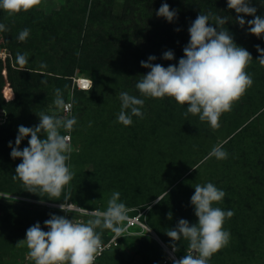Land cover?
Masks as SVG:
<instances>
[{
    "label": "trees",
    "instance_id": "trees-1",
    "mask_svg": "<svg viewBox=\"0 0 264 264\" xmlns=\"http://www.w3.org/2000/svg\"><path fill=\"white\" fill-rule=\"evenodd\" d=\"M116 1L117 0H66L62 8L54 11L51 15L45 14L44 11L36 8L28 12H21L11 16L3 10H0V23H4L9 29V31L3 32L4 42L0 44V49L5 47V49L11 53V56L7 55L5 57H0V107H4L8 111L7 121L4 125L0 126V155L5 152L7 153L9 142L12 143V147L16 146L15 139L18 135L19 126L33 127L39 124V114L45 111L46 96L52 89V86L60 82V84H62L60 85L62 87V92L66 91L65 86L70 87L69 89L73 91L72 98L75 104L73 107V114L75 111L74 116L77 119V123L73 127V132L75 137L79 138V145L82 150L73 151L70 160L67 162L73 165V168L70 167V170L73 171L75 175L69 185L65 186L64 192L59 198L60 200L49 199L48 201L63 202L64 196L70 195L71 198L69 201H73L82 207L104 210L107 207L105 206L107 201L106 193L112 191L111 188L113 186H118L124 198L122 202L125 203V205L128 203L148 204L153 199L157 198V196L161 195L159 197L160 201L156 202L157 200H155L151 208L162 210L165 205L176 198L177 192L184 187V184L190 179V176L186 177L185 180L182 179L174 186H172V182H169L170 180L164 182L162 177L158 179H149L144 183L147 187H145L143 194H141L140 190L137 188L132 187V190L137 194L134 197H130L129 184L126 181L127 177L122 173L120 162L123 156L121 151L123 144L121 142H123L122 138L124 137L127 126L119 123L117 117L121 110V101L119 99V94L121 92L126 91L131 95L144 99L145 103L141 109L143 112L141 129L138 130L137 133L142 132L143 134L148 128H151L154 134H156L154 143L156 144L157 151L160 147L164 146V138L168 139L166 136L169 135L170 130L168 128L167 131H164L167 126H159L154 120H157L158 117L162 116L163 112L168 109H173L172 113L177 109L178 116L182 115H179V110H181V113L186 112L187 106L179 105L173 98L164 97L163 99H157L144 97L135 87L137 82L141 80V75H146L150 71V69L146 71L140 69L142 68L141 61H147L150 55H154V52L151 51L148 53V45L134 43V40L137 38L140 40L145 38L144 32H147L146 28H148V23L152 25L148 28V32L153 34L152 37L157 39L164 38L160 36L161 34L165 35L164 32H157V30H165V26H167V29H170V26L167 22H163L162 25L158 27L157 22H154L156 17L149 11L152 6L158 4L159 7L162 5L158 2L160 0H125L127 2L125 10L126 16L121 11L118 12L117 9L115 10L113 4L116 3ZM118 2H121V0H118ZM179 2L183 3L182 9L190 8L194 12L191 13V11L184 9L185 13L179 16L180 21L175 25V28L179 29L178 32L183 34L189 33L188 28L199 14H208L212 12L222 18H227V23L222 27L229 31L234 42L238 46L245 49L247 48L246 39H248L249 36L243 34H246L248 31V25L246 23L242 28L236 23L238 14L234 10L228 9L227 0H179ZM251 4L253 5V3ZM69 6L72 8H68ZM243 18L245 21H248L254 17L245 15ZM210 22L214 23V21ZM85 23L89 32L95 29L93 30L94 33L99 34L100 32H104L108 34V37L111 36L115 38L114 45L120 44L119 48L115 50L117 54L122 51V47L127 46L125 42L128 41L130 43L126 49L127 54L121 57V62L115 69L114 67L113 69L106 67L107 65L102 52L96 56L95 61L90 63L85 61L78 62V64L81 65L80 73L86 76L88 75L93 80V87L89 90L78 89L73 85L74 74L68 73L66 70L64 72H56L54 68L42 69L37 66L36 60L39 54L40 56H45L41 48L48 42L53 43L70 39L73 43H80L81 37L79 35L81 32L83 33L82 27ZM97 26L99 27L97 28ZM24 28L30 29V32H33V37H28L26 41L20 42L17 37L19 32ZM41 30L42 35L40 36L39 33H41ZM152 37H146L149 44H151ZM84 39L85 36H83V40ZM164 40L165 38L161 41ZM157 43L158 42H155L154 44L153 40L150 48L157 50V47H159L162 42H159L158 44L160 45L158 46ZM178 44L179 49L183 50L188 44V41H183ZM28 45L35 46V50L38 51V54L35 53L33 49L29 48ZM131 47H133V50H131ZM76 48H79V46ZM105 48L106 46L104 45L102 50H105ZM18 52L21 54H28V63L23 71L20 70L19 65L15 61V56ZM249 53L254 57L253 52ZM161 64L164 67L174 65L171 61H165ZM258 64L256 60L251 61L249 64L250 69L247 67L245 71L251 73L253 71L252 69ZM175 65H178V63ZM91 68L96 72L95 75L93 73L90 76L87 73L88 71L86 70ZM113 70L115 75H113ZM116 89L119 93L115 96L113 92H115ZM67 98L69 99V97H66L64 100ZM243 98L254 102L252 112L264 107V81L260 82L258 86H252L250 92H246ZM49 99H51V97ZM263 114L264 111L259 117L263 118L261 121L259 118H255L253 122L245 127L244 131L238 133L237 136L234 135L222 144L223 149L228 153V157H231V159L233 158L232 160H225L230 165L229 167H232V174L230 173V169L222 171L226 174L219 173V168H214L218 166L216 162L218 159L215 157L209 158L205 163L204 169L208 168L211 179L214 181L213 184L226 193L221 202L214 203V207H220L224 211L228 210V208H235V210H240L242 208L245 212L246 207H248L247 205H259L258 203L260 201H264V196L262 197L261 195V186L264 184ZM135 118L140 119L139 117ZM108 119L111 120V125L108 124ZM137 124L138 122H136V125ZM198 127L199 122L189 119L188 115L184 117L181 124L182 138L180 141L184 145L189 144L192 147L191 137L194 134L193 132L197 131ZM62 131L64 130L62 129ZM221 132L222 131H219L218 134ZM217 137L218 135H213V142L208 144V149L214 147V142ZM40 138L43 139L44 137L41 135ZM29 139L30 137H26L21 141L19 146L20 150L29 146ZM120 139L122 141H120ZM241 142H244L246 147L240 149V151L243 152L242 155L236 156L239 150L237 149V144ZM143 145L145 146V144ZM234 146H236L235 150ZM152 147H154V144ZM201 148L205 151L203 146H201ZM141 149L144 150L145 147ZM11 150L12 149L9 148V153H7L8 162H4L2 165L0 164V169L7 167L8 179L6 181L9 183L7 185L5 182L0 181V189L6 191H20L17 190L15 186L18 184L22 190H24L25 186L21 181H14L12 179V176L15 175L16 166L20 164L22 160L20 158L13 159L10 155ZM234 151L235 159L233 157ZM145 158L146 155H142L141 152L140 161L144 162ZM192 158L184 161L181 160V166L185 168L197 161V159ZM90 162H92L91 169L87 167V164ZM12 168L14 169L12 170ZM197 172H199V170ZM4 173V171L0 170V177H2ZM215 175H220V178H224L225 181L228 179L230 180L223 183L224 186H222L221 183L214 178ZM240 186L241 188H246L250 193L246 196L238 197L240 192H236L239 191ZM87 188H91L92 198L90 194L84 197ZM186 191L191 192L190 197L194 194V192L189 191V189ZM22 194L48 198L47 194L39 192L35 194L27 191V189H25ZM238 198H244L245 200L242 202ZM44 207L46 209L48 208V210L42 209L39 211L32 205L15 204L10 200H3L0 203V209L3 210L4 213L0 215L1 263H3L6 255L14 254V252L20 248L17 247L16 244L18 241L26 238V230L29 227L39 222L43 230L48 231V229L44 227V221L50 219L51 214L64 216V212L59 208H52L47 205ZM259 211L260 209L252 206V209L245 212L247 215L235 214L233 219L236 223L233 227H235V233H237V235L235 243L232 246L233 250L231 251L232 264H245V262L247 264H264V262H262V260H264V211H262L261 214L258 213ZM29 214H31L30 217ZM45 216L48 217L44 219L43 217ZM247 216L250 218L254 217V220L252 222L245 221L244 218ZM150 222L154 230L166 243H173L166 235V230L170 229L166 218H160L158 223L157 221ZM97 231H100V229H97ZM111 234L112 233L108 234V230H103L102 240H108ZM131 238L138 239L140 242L134 255L131 257L125 256V252L121 247L126 238H121L116 246L105 251L99 260V264H137L135 263L137 259L136 255H140L141 260H138L143 261L138 264H160L159 255H161V247L153 238L144 236H131ZM184 240L185 239L181 238L180 241L175 242L178 250L183 249V245L185 244ZM187 243L189 244L188 241L186 244ZM4 264L10 263L5 261Z\"/></svg>",
    "mask_w": 264,
    "mask_h": 264
},
{
    "label": "clouds",
    "instance_id": "clouds-1",
    "mask_svg": "<svg viewBox=\"0 0 264 264\" xmlns=\"http://www.w3.org/2000/svg\"><path fill=\"white\" fill-rule=\"evenodd\" d=\"M40 3L41 0H0V10L11 16L28 12ZM227 7L238 14L236 23L242 28L247 23L250 34L258 38L264 35V16L257 15V8L252 6L250 0H227ZM156 15L172 22L177 13L170 10L167 3H163ZM245 15L254 18L245 21ZM226 23V17L222 18L212 12L199 14L188 28L190 40L183 49L184 55L179 59L178 65L164 67L153 64L152 61L156 60L154 55H150L147 61H141V66L150 71L141 75V80L135 85L139 93L150 98H173L179 105L187 106L185 116L189 113L198 115L201 121H207L211 128L218 129L221 114L231 111L234 102L253 84L252 77L245 71L253 58L222 27ZM6 31H9L7 26L0 23V32ZM29 35L30 29L24 28L17 39L24 42ZM256 47L260 53L258 61L264 66V49L259 45ZM174 58L172 51L163 54L165 60ZM15 61L23 71L28 63V54L18 52ZM80 85L83 90H89L93 87V80H81ZM119 99V123L130 126L134 116L143 118L141 109L144 99L126 91L119 94ZM54 103L57 109L63 111H69L72 106L71 103L66 104L59 88L56 89ZM76 123L75 116L66 118L41 112L37 126H19L16 146L12 147L9 142L11 157L22 160L16 166L12 179L21 181L29 192L47 194L48 199L60 200L65 186L69 185L75 175L67 163L72 152L71 137L62 134L61 129L70 132ZM41 135L43 139L40 138ZM26 137H30L29 146L20 150L21 141ZM212 157L223 160L227 159L228 153L222 144H217L205 159ZM194 188L191 204L198 222L190 225L186 219H180L174 229L166 231L173 242V252L178 251L175 242L181 238L189 241L186 255L173 260V264H209L212 255L230 241V232L224 229V223L226 218L230 219L234 215V211H224L213 206L224 199L225 191L210 182L203 186L196 184ZM70 198V195L64 196L63 203L59 205L61 211L80 212L91 218L83 221L75 216L68 219L51 214L50 219L44 221V227L48 231H44L39 222L29 227L26 238L18 241L16 246H26L27 255L34 264H95L97 257L105 250L101 238L103 230L114 233L116 241L127 231L125 222L130 220L129 209L125 203L120 202L118 191L112 193L106 210L88 211L75 203H69ZM159 201L158 197L156 202ZM168 218H172L171 213Z\"/></svg>",
    "mask_w": 264,
    "mask_h": 264
},
{
    "label": "rangeland",
    "instance_id": "rangeland-1",
    "mask_svg": "<svg viewBox=\"0 0 264 264\" xmlns=\"http://www.w3.org/2000/svg\"><path fill=\"white\" fill-rule=\"evenodd\" d=\"M66 0H41L40 5L35 7L36 9L44 11L45 14L51 15L54 11H57L58 9L62 8V5L65 4ZM159 3H167L170 6V10H175L177 13L176 18L172 22H168L165 18L159 17L156 15L157 11L161 7V5L158 7V4L156 6L150 7L149 11L151 14H153L156 19L154 22H157L158 27L162 25V23L167 22L170 26V29H167V26L164 27L165 30H157V32H164L165 35L159 34L161 37H164L165 40L162 39H157L155 37H152L153 34L148 32V28L151 27L152 25L148 23V28H146L147 32H144V37L143 39H135L134 43H142L145 45H148V53L151 51L154 52V56L156 57L155 61H152L153 64H161L162 62H173L174 65L178 63L179 59L183 57L184 52L182 49H179V44L183 41H188L190 40L189 33H180L176 31L177 28H175V25L180 21L179 16L185 13V10L192 11L190 8H184L182 9L181 7L183 6V3H180L179 0H160L158 1ZM250 3H253L252 6L258 8L257 9V14L264 15V0H250ZM185 4V3H184ZM115 10L117 9L118 12H122L125 16V10L127 7V2L125 0H121V2L116 1V3L113 4ZM68 8H72L69 6ZM182 9V10H181ZM146 20V19H144ZM149 22V20H148ZM99 26H97L98 28ZM83 33L79 35L80 38V43H73L72 40L67 39V40H61L59 42H48L44 45L42 51L45 53V56L37 55V66L41 67L42 69H51L54 68L56 72H70L71 74L76 75H83L80 73V67L81 65L78 64L80 61H85L87 63H90L92 61H95L96 56L102 52L104 54V59L106 63V67L110 69H114L119 66L121 62V57L127 54L126 49L129 46V42L126 43V47H122V51H120L118 54L116 53V49L119 48V43L117 45H114L115 43V38L111 36H107L108 34L104 32L94 33L92 29L90 32L86 28V23L82 27ZM73 34L72 32H69ZM154 33V32H153ZM40 36L42 35V30L41 33H39ZM85 34V35H84ZM78 35V33H77ZM249 36L247 40V48L246 50L249 52L254 53V57L252 56L253 60H256L258 63V59L260 57V53L257 51V45L261 49H264V35L261 37H257L255 35H252L249 33V31L246 32V34ZM242 35V36H243ZM83 36H85V39L83 40ZM152 37L151 39V44L147 42L146 37ZM33 37V32H30L29 38ZM72 38V37H71ZM154 40L155 42H162V44H158L157 50L154 48H150L152 46ZM4 42V34L3 32H0V44ZM164 44V45H163ZM104 45L106 46L105 50H102ZM163 45V46H162ZM79 46V48H76ZM29 48L33 49L35 53L38 54V51L35 50V46H29ZM135 47V46H134ZM5 48V47H2ZM131 50H133V47H131ZM166 51H172L174 53V59L173 60H165L163 59V54ZM43 57V58H42ZM162 65V64H161ZM248 68L250 69V65H248ZM141 70L144 69V71L147 70V68H140ZM71 70V71H70ZM73 70V71H72ZM253 70V71H252ZM251 73H248L252 79H253V84L252 86H258L260 82L264 81V66H262L260 63L252 69ZM88 71L87 73L91 76L93 73L94 75L96 74L93 69L86 70ZM85 75V74H84ZM113 75L114 70H113ZM88 76V75H87ZM62 84H54L52 86V89L48 92L47 98L45 100V114L48 115H59V116H64L66 118H69L68 115L64 113L63 110L57 109L54 101L56 98V89L59 88L62 92V87L60 86ZM73 85H74V80H73ZM251 86V87H252ZM73 87V86H72ZM251 87L246 90V92H250ZM64 88V87H63ZM66 91L62 92L63 99L66 97H70L73 95V91L70 90L68 86H65ZM245 92V93H246ZM114 95L116 96L119 91L113 92ZM244 93V95H245ZM244 95L240 97L239 100L235 101L232 107V110L229 112H224L220 116V127L218 129H213L210 127L207 121H201L199 119L198 115H192L188 114L189 119H193L197 122H199V127L197 131L193 132V136L191 137L192 139V147L189 144H183L180 140L182 138V130H181V124L182 120L184 117V113H181V110H179V115H177V109L172 113L173 109H168L167 111H164L162 116L158 117V119L154 120V122H157L159 126H167L164 131H167L168 128L170 130L169 135L164 138V146L160 147L159 150L156 151V144L154 143L155 135L154 131L151 128H148L145 133L142 134V132L137 133L138 130L141 129V124H142V119H137L135 116L132 118L133 123L130 126L126 127L123 142V148H122V158L120 159L121 162V170L122 173L124 174L125 177H127V182L129 184V192H130V197H134L137 193H135L132 190V187L137 188L140 190L141 194L144 193L145 186L144 183L147 182L149 179H158V178H163L164 182H172L174 186L177 184L179 181L182 179L185 180L186 177L190 176V179L186 181V184H184V187H182L178 192L176 198L170 202L169 204L165 205L162 210L158 209H153L151 208L152 204L157 200L158 197L161 195L157 196V198L153 199L151 202L147 203H135V204H130L128 203L126 206L129 209L128 215L130 217V220L128 222H125V225L130 224L131 222H134L130 225H128V233L123 235L121 238H126L123 245H122V250L125 252L126 257H131L134 255L135 250L138 249V246L140 245L139 240L137 239H132L131 236H144V237H149L153 238L158 245L161 247V255L160 257V264H173V260H178L182 258L184 255H186V251L188 250V243L186 244V240H184L185 244L183 245V249H179L176 252H173L172 250V243H166L159 235L158 233L154 230L153 225L151 224L150 221L158 223L160 218H166V221H168V224L170 226V229H174L180 219H186L189 224H195L198 222V218L195 216L194 212V207L191 204V192H187L186 190L189 189V191L194 192L195 191V185L200 184V185H205L207 183H213L214 181L211 179V174L208 170V168L204 169L205 163L209 159H205V157L208 155V153L211 151L210 148L208 149V144L213 142V135H218L217 139L214 142V146L217 144H223L225 143L229 138H232L234 135L237 136L238 133L242 132L245 130V127L255 118H259L261 113L264 111V107L261 109H258L255 112H252L254 102L244 99ZM51 97V99H49ZM68 99V98H67ZM66 99V100H67ZM65 100V101H66ZM75 104L73 103V107ZM121 108V106H120ZM187 110V108H186ZM172 113V114H171ZM75 115L72 114V116ZM264 117V114H263ZM8 118V111L4 107H0V126L4 125V123L7 121ZM263 118H259L261 121ZM255 120V121H259ZM136 122L138 124L136 125ZM108 124L111 125L112 122L111 120L108 119ZM139 128V129H138ZM230 128V129H229ZM74 128L71 130L72 134V140H71V147H72V152L73 151H79L82 150L81 146L79 145V138L75 137L74 134ZM163 131V132H164ZM219 131H222L220 134H218ZM61 133L65 134V131H62ZM225 138V139H224ZM120 141H122L120 139ZM236 142V141H235ZM205 143V145H204ZM145 144V146L143 145ZM154 144V147H152ZM203 146L205 148V151L201 148ZM145 149H141L144 148ZM234 146V150H235ZM244 142H241L240 144H237V149L238 152L236 156L242 155L243 152L240 151V149L245 148ZM9 148H7V153H9ZM210 150V151H209ZM261 150V149H260ZM71 152V153H72ZM145 154L146 158L145 161L141 162L140 161V155ZM7 153H2L0 155V161L1 165L4 162H8V155ZM193 157V158H192ZM235 159V151L233 155ZM197 159L194 163L189 165L188 167L183 168L181 166V162L187 159ZM231 159V157H227V159L223 160H216L218 163V166H215L214 168L218 169L219 168V173H223L222 171L229 170L231 171L232 167H229L230 165L225 161ZM233 159V158H232ZM231 159V160H232ZM10 160V156H9ZM182 160V161H181ZM243 163V162H241ZM69 164V163H68ZM213 164V163H212ZM211 164V165H212ZM0 165V167H1ZM71 168H73L72 164H69ZM119 165V161H118ZM88 168H92V162L87 164ZM211 167V166H210ZM14 168H12L13 170ZM4 171L5 173L3 174L2 177H0V181L5 182V184L8 185L9 182L6 180L8 179V173H7V167L0 169ZM199 170V172H197ZM232 174V171L230 172ZM154 174V175H151ZM217 174V172H216ZM123 176V175H122ZM170 178V179H168ZM217 179L222 186H224L223 183L226 181L224 178H220V175H215L214 177ZM109 181V180H108ZM234 183H235V178H234ZM21 184V183H20ZM167 184V183H166ZM238 184V182H237ZM16 189L20 191H6L3 189H0V203L3 200H10L11 202L15 204H21V205H26V206H34V208L38 209L41 211L42 209H46L44 206L47 205L49 207L54 208L53 206L49 205L50 202L54 201H48V198H40V197H34V196H27L22 194L24 190L20 187V185L16 184ZM262 197L264 196V184H262ZM16 190L15 188H13ZM91 188H87V192L84 194V197H87L88 194L91 195ZM89 190V192H88ZM112 191L107 192V201L105 203V206H107L108 200L111 198V195L113 192L118 191L120 193V188L118 186H113L111 188ZM238 190V189H237ZM238 197L246 196L248 193V190L246 188H241L239 187V191L236 193H239ZM152 194V193H151ZM92 198V195L90 196ZM242 202H244V198H238ZM124 198L122 197V193H120V202H122ZM264 201H260L258 204H249L246 207V211L248 212L250 209H252V206L256 207L257 209H260L258 213H262L263 210V204ZM44 205V206H43ZM237 207V206H236ZM107 208V207H106ZM94 209V208H91ZM99 209V208H97ZM50 210V209H49ZM101 210V209H100ZM106 210V209H104ZM228 210H233L234 215L230 218L225 220L224 223V229L230 232V241L229 243L221 248L218 252L214 253L209 260V264H232V259H231V251L233 250V244L235 243L236 235L235 233V220L233 219L235 214L237 213L238 215H247L242 208L240 210H235V208ZM226 210V211H228ZM238 211V212H237ZM172 214V218H168V214ZM3 210L0 209V215H3ZM31 214H29V217ZM49 216V215H48ZM48 216L43 217L44 219ZM91 217L86 216V220L90 219ZM30 219V218H29ZM245 221L252 222L254 220V217H245ZM163 226V225H162ZM166 228V227H164ZM150 230V231H149ZM149 231V232H148ZM167 231V230H166ZM112 233L110 230H108V234ZM126 233V232H125ZM130 237V238H129ZM183 242V243H184ZM189 242V241H188ZM28 249L26 246L20 247L18 250L14 252V254H8L4 258L3 263L0 262V264H4V262H9L10 264H26L30 260V257L28 258ZM260 254V253H259ZM137 259L135 263H142L143 261H140L141 256L136 255ZM140 259V260H138ZM264 262V260H262ZM245 264H247L245 262Z\"/></svg>",
    "mask_w": 264,
    "mask_h": 264
},
{
    "label": "built area",
    "instance_id": "built-area-1",
    "mask_svg": "<svg viewBox=\"0 0 264 264\" xmlns=\"http://www.w3.org/2000/svg\"><path fill=\"white\" fill-rule=\"evenodd\" d=\"M7 55H10L11 56V53L8 52L5 48L0 49V57H5ZM73 80H74V86H76L78 89H82L81 88V85H80V81L81 80H91V77L86 76L84 74L83 75H76V76H74ZM65 102H66V104H68V103H71L72 104L71 109L69 111H64V113L66 115H68V117H71L72 114H73V98H72V96L69 97V99L66 100ZM64 135H70L71 140H72V134H71V132H66ZM70 143H71V141H70ZM68 202L69 203H75L73 201H68ZM61 203H63V202H50L49 205L53 206L54 208H59L60 209L59 205ZM75 204L78 207L84 208V209H86L88 211H92L94 209H97V208H94V209L86 208V207L80 206L77 203H75ZM64 216L66 218H68V219H72L73 216H75L79 220L87 221L86 218H85L87 215H84V214H82L80 212H70V213L64 212ZM132 223H134V222H131L130 224H132ZM130 224L125 225L127 227V231H126V233L125 232L122 233V235H125V234H127L129 232L128 231V227H129L128 225H130ZM119 238H117V241H116L115 234L112 233L108 240H106V241L102 240V243L104 245L105 250L103 251V253L100 256L97 257V259L95 261V264H99V260L103 256V254L105 253V251H107L108 249L113 248L114 246H116L118 244ZM28 258H29V256H28ZM26 264H34V261L30 258V260L28 262H26Z\"/></svg>",
    "mask_w": 264,
    "mask_h": 264
}]
</instances>
